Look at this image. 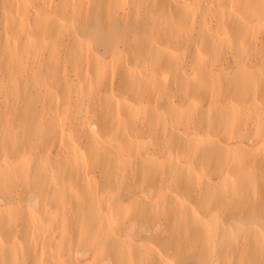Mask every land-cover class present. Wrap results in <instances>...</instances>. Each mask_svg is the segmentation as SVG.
Wrapping results in <instances>:
<instances>
[{"label":"bare ground","instance_id":"obj_1","mask_svg":"<svg viewBox=\"0 0 264 264\" xmlns=\"http://www.w3.org/2000/svg\"><path fill=\"white\" fill-rule=\"evenodd\" d=\"M0 102V264H264V0H0Z\"/></svg>","mask_w":264,"mask_h":264},{"label":"rangeland","instance_id":"obj_2","mask_svg":"<svg viewBox=\"0 0 264 264\" xmlns=\"http://www.w3.org/2000/svg\"><path fill=\"white\" fill-rule=\"evenodd\" d=\"M120 18V15L119 16H115L113 19L111 18L110 20H107V18H102V17H99V20H98V27L97 30L99 31V38L100 37H104L105 36V33L104 30H105V26L103 23L104 22H110V23H113L115 20L119 19ZM105 19V21H104ZM104 25V27H103ZM102 31V32H101ZM68 32L65 30L61 35H60V41H64V39H66L68 36ZM63 39V40H62ZM115 43L119 42L120 46H123V42L120 40V37H115L114 39ZM37 53V52H36ZM36 56V59L37 60H42L43 59V55L42 53L40 54H37L35 55ZM37 65H35V68H34V75L33 77H35L36 79H39V77L41 76V74L37 73ZM27 75V73H26ZM25 75V77H26ZM28 76V75H27ZM22 87L23 89H32L33 87H31V85H27L25 80L23 81V84H22ZM34 93V97L32 98V100L30 101V105L31 106H37L39 108H41L42 104H41V101H39V97H38V94ZM4 104L0 102V116H2L4 114ZM10 115L8 116V120L11 122V126L12 128H23L24 132H25V135L27 136L28 134L31 135L32 134V130L31 128L34 127L35 123H36V120H37V115L38 113L40 112L39 110L37 109H34V107L30 108V109H27V110H21V108H10ZM247 142L245 141L244 142V145H246ZM263 152H259V155H262ZM25 157V156H24ZM23 157V158H24ZM0 174H4V171H0ZM130 198V194H129V191H125L123 190L120 194H119V201L122 202V203H126L127 200ZM155 232L157 233L158 230H155ZM169 242H170V245L174 246L175 245V239L174 237L173 238H170L169 239ZM179 264H181L182 262V259H181V256L178 255L177 256V259ZM177 263V264H178ZM186 264H195L194 263V259L193 258H190L189 256L186 258Z\"/></svg>","mask_w":264,"mask_h":264}]
</instances>
